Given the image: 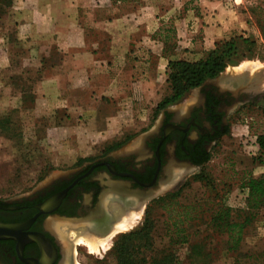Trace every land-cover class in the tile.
Wrapping results in <instances>:
<instances>
[{"label":"rangeland","instance_id":"374dc122","mask_svg":"<svg viewBox=\"0 0 264 264\" xmlns=\"http://www.w3.org/2000/svg\"><path fill=\"white\" fill-rule=\"evenodd\" d=\"M201 3L214 6L213 10L219 13L223 6L226 7L221 14H226V10L228 16H243L247 19V27L231 34L235 51L225 69L215 78L192 89L179 102L156 109L157 103L170 92L166 82V61L161 59L160 50L157 54V43H152V38L136 36L127 49L119 47L107 53L111 59L106 58L103 52H92L97 54V58L92 60L91 52H82L75 69L71 63L65 66L75 73L61 75L42 85L37 84L42 79L40 70L35 75H28L30 82L26 84L30 100L19 102L20 111L12 116L17 126H0V203L15 202L35 198L53 184L75 178L94 160L102 157L127 159L136 152L133 158L146 159L148 153L146 149L142 151L144 144L160 131L166 112L168 116L172 114L174 121H179L202 102L206 90L225 97L220 107L226 121L224 134L208 147L209 160L202 165H189L167 159L161 178L152 188V191H161L124 214L108 236L91 239L70 228L65 235L72 240L73 257L68 259V264H106L104 257L116 237L136 229L147 216L153 223V246L161 250L166 247L172 232L169 228L171 220L168 221L167 217L172 207L170 203L195 206L189 210L191 216L183 224L188 235L187 243L170 246L180 262L188 264L191 246L202 244L208 253L206 264H232L237 257L240 264H264L263 220H257L246 228L235 252L227 249L225 233L212 231L206 225L211 213L221 204L230 206L235 214L241 216L246 190L240 188V180L251 174L257 176L259 169L256 167L264 169V165L251 162V157L258 153L255 138L264 132V0H232L229 3L203 0ZM204 7L207 8L206 5ZM190 9H195L194 13L199 10L195 0H161V16L167 19L168 27L161 25L160 36L155 34L152 37L168 38L163 48L168 57L183 55L182 45L177 41L183 38L192 42L196 39L194 34L192 37L176 35L175 28L168 21L173 16L182 17ZM188 22L190 30L196 32L205 25L203 21L193 19ZM137 40L144 43L137 45ZM22 80L24 83L23 77ZM36 94L38 99H35ZM17 103L15 99L1 101L0 116L4 112L2 108ZM114 142L120 144L106 151ZM79 158H88V161L76 165ZM178 169L180 173L174 177ZM201 170L213 183L209 187L194 181V175ZM99 175L101 183L109 185L101 188L96 202L110 196L109 200L116 203L120 189L124 187L118 189L107 174L99 172L94 177ZM168 193H174L173 198L161 201V197ZM135 195L138 193L129 197L133 199ZM88 197L87 192L83 193L84 201ZM175 212L179 214L181 209L173 210V218H177ZM93 216L82 213L75 218ZM46 229L56 240L61 252L57 264H61L64 255L60 243ZM62 241V246L67 243L68 249L69 243L64 238ZM88 241L98 243L95 244L96 249H91Z\"/></svg>","mask_w":264,"mask_h":264},{"label":"crops","instance_id":"0c3cea01","mask_svg":"<svg viewBox=\"0 0 264 264\" xmlns=\"http://www.w3.org/2000/svg\"><path fill=\"white\" fill-rule=\"evenodd\" d=\"M199 1L195 0L199 7L197 12L190 9L188 14L168 20L176 35L192 37L194 34L196 38L192 42L183 38L177 41L184 53L176 59H201L217 41L228 40L235 30L247 27L243 16H228L226 10V14H221L227 9L224 6L220 13L215 12L214 6ZM162 17L161 0H0V102L18 101L17 105L8 104L9 109L2 108L1 114L19 113L22 77L29 83L28 75L40 70L42 79H37V84L42 85L61 75L75 73L73 69L82 52H103L111 59L107 53L119 47L127 49L136 36H146L157 43V54L160 50L161 59L167 64L168 58L173 56L164 55V39L152 37L160 36L161 25L168 27L167 19ZM190 19L203 21L202 30H190ZM136 43L144 42L137 40ZM187 48L188 52L184 51ZM91 55L92 60L97 58V54ZM67 63H71L73 69H67ZM256 168L258 175L264 173V169Z\"/></svg>","mask_w":264,"mask_h":264},{"label":"flooded vegetation","instance_id":"af4514ba","mask_svg":"<svg viewBox=\"0 0 264 264\" xmlns=\"http://www.w3.org/2000/svg\"><path fill=\"white\" fill-rule=\"evenodd\" d=\"M224 99V96H219L212 90H206L202 102H199L182 120L174 121L172 114L170 116L167 112L164 114L160 131L144 144L142 151L146 149V154L148 153L146 159L136 160V158H133L136 152H133L134 154L127 159H113L111 157L96 159L75 178L53 184L35 198H25L15 202H1L0 221L3 223L25 221L38 212L35 207L37 203L65 189V195L53 211L55 214L65 217L51 216L48 218L47 214L39 213L25 231L41 233L52 242L56 249V255L51 264H57L61 252L56 240L46 229L47 227L60 243L64 255L61 264H68V259H72L71 256L73 257L72 240L65 237L70 228L89 238L98 239L108 236L113 232L117 222L124 214L139 207L137 205L143 201L145 195L150 193L156 195L161 191L155 192L152 191V188L157 185L158 180L161 178L167 159L170 158L178 163L187 162L189 165H197L196 160L200 159L203 152L209 150L208 147L214 144L224 132L226 121L220 111ZM179 171L178 169L175 172L174 177L180 173ZM99 172L100 174H107L114 184H117L118 189L124 187L120 189L121 193L116 203L109 200L110 196H105L103 200L96 202L101 188L106 185V183H101L102 178L100 175L94 177ZM86 192L89 197L84 201L83 193ZM137 193L138 195H135L133 199L129 197ZM82 213L94 216L88 219L75 218V215ZM56 220L62 223L60 230L49 225L50 222L55 223ZM63 238L69 243L67 250H64L62 246V243H64ZM16 245L17 241L14 238H0V264H32L27 260H37L41 257L42 247L35 240L24 243L20 255L17 252Z\"/></svg>","mask_w":264,"mask_h":264},{"label":"trees","instance_id":"16d2710c","mask_svg":"<svg viewBox=\"0 0 264 264\" xmlns=\"http://www.w3.org/2000/svg\"><path fill=\"white\" fill-rule=\"evenodd\" d=\"M165 44L168 38H163ZM165 47V46H164ZM234 43L231 38L228 40L217 41L214 47L208 51L205 56L196 61L185 59L168 58L166 82L170 86V92L164 96L156 106V109H164L167 106L179 102L192 89L201 86L208 79L218 76L226 67L227 62L234 54ZM165 56V50H163ZM26 81L22 83L23 98L22 102L30 100V94ZM27 98V99H26ZM14 114H4L0 116V126H17L12 117ZM224 134V132H223ZM222 134V135H223ZM128 138H125L127 140ZM120 143L114 142L106 148V151L113 150ZM255 145L258 153L251 157L253 165H264V132L258 133L255 138ZM209 151L205 150L203 156L196 160L197 165H202L209 160ZM88 161V158H79L75 164ZM208 174L204 171H198L194 175V181L200 182L204 187H209L212 183ZM213 184V183H212ZM239 186L246 190L245 205L241 216L235 214L230 206L221 204L215 209L206 224L212 231L225 233L227 236V249L235 252L239 249L242 237L246 228L257 220L264 221V174L243 177ZM183 189H181L182 191ZM179 192V196L181 194ZM177 195V194H175ZM174 193H168L161 197V201L167 198H173ZM171 210L167 212L169 228L172 231L169 236L166 247L156 250L153 246V223L147 216L140 226L136 229L119 234L113 241L105 255L106 264H187L177 260L176 255L170 246L177 243H187L188 235L183 226L185 220L191 216L189 210L193 205H177L170 203ZM175 208H180L181 212L176 213L177 218H173L171 213ZM183 214L184 216H181ZM181 217V219H180ZM192 251L188 256V264H206L208 253L202 244L191 246ZM202 254L200 258H197ZM232 264H240L239 257Z\"/></svg>","mask_w":264,"mask_h":264},{"label":"water","instance_id":"95a60500","mask_svg":"<svg viewBox=\"0 0 264 264\" xmlns=\"http://www.w3.org/2000/svg\"><path fill=\"white\" fill-rule=\"evenodd\" d=\"M66 190L63 189L48 198L44 199L43 201L39 202L36 204V208L38 209V212L31 218L21 221V222H16V223H3L0 221V238H14L17 241L16 249L18 254L20 255L22 247L24 243L30 240H35L39 243V245L42 247L41 248V257L39 259H28L27 261L32 264H51L52 261L55 259L56 255V249L55 246L50 242L49 239H47L43 234L37 233V232H26L25 230L28 228V226L31 224L33 221L34 217L39 214H47L48 218L51 216H61L58 214H55L53 211L57 208L59 203L61 202L63 196L65 195ZM152 193L145 195L144 199H149L153 195ZM54 199V203L52 206L46 208V203H48L51 199ZM52 203V202H51ZM65 217V216H61ZM47 218V219H48ZM106 235V234H105ZM46 255H48L46 257ZM46 257V258H45Z\"/></svg>","mask_w":264,"mask_h":264},{"label":"bare ground","instance_id":"6f19581e","mask_svg":"<svg viewBox=\"0 0 264 264\" xmlns=\"http://www.w3.org/2000/svg\"><path fill=\"white\" fill-rule=\"evenodd\" d=\"M54 199H57V198H53V199H51L48 203H46V208H48V207H50V206H52V204L55 202L54 201ZM52 202V203H51ZM59 220H56V222L55 223H51L50 222V224L49 225H51V226H54V228L55 229H59L60 228V226L62 225L60 222H58ZM63 222V221H62ZM87 238H89V237H87ZM92 239V238H91ZM64 242V241H63ZM83 243H84V241H83ZM67 244V243H66ZM66 244H64L63 245V248H64V250H67V245ZM87 244H89V246H90V248L91 249H94L95 248V246L98 244H96V242H94V241H88L87 242ZM96 244V245H95ZM99 246V245H98ZM96 249V248H95Z\"/></svg>","mask_w":264,"mask_h":264},{"label":"built area","instance_id":"2783aa9c","mask_svg":"<svg viewBox=\"0 0 264 264\" xmlns=\"http://www.w3.org/2000/svg\"><path fill=\"white\" fill-rule=\"evenodd\" d=\"M225 3H229L231 2L232 0H223Z\"/></svg>","mask_w":264,"mask_h":264}]
</instances>
